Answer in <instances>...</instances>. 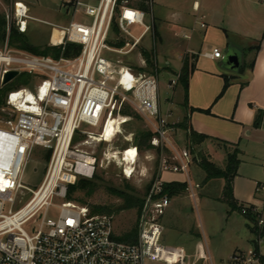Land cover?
Listing matches in <instances>:
<instances>
[{
    "label": "built area",
    "instance_id": "obj_1",
    "mask_svg": "<svg viewBox=\"0 0 264 264\" xmlns=\"http://www.w3.org/2000/svg\"><path fill=\"white\" fill-rule=\"evenodd\" d=\"M64 4L72 9L73 15L81 14L84 20L71 21L67 26L39 21L29 15V9L21 2L13 3L11 19L16 20L21 34L26 33L30 21L50 26L49 45L61 48L62 52L67 44L78 46L77 54L58 59L31 56L13 51L7 44L0 50V91L6 86L3 78L8 72H18L16 78L26 74L38 79L32 91L22 87L9 93L0 104V264L164 261L167 252L160 244L161 219L170 206V198L164 193L162 175L183 176L186 192L193 200L199 185H192L190 179L191 154L177 149L169 140L174 128L169 114L159 106L156 58H151L153 68L148 69L143 49L138 51L143 39L153 34V24L147 22L144 11L128 0H65ZM136 28L139 31L135 34L132 30ZM55 31L58 37L53 42ZM121 42V46H116ZM136 50L137 71L121 61V57ZM209 56L223 59L218 49H213ZM178 80L179 74L167 88L172 90ZM125 108L144 121L153 135L150 144L160 154L154 184L138 212L135 243L117 240L110 216H90L86 208L69 202L53 203L55 199H65L68 187L78 179L92 178L94 174L97 159L73 145L75 136L81 132L88 137L83 146L90 141L106 142L103 132L107 121L113 118L120 123L119 128L115 125L110 138L113 139L128 118L122 115ZM82 124L100 132L94 135L81 131ZM35 148L50 152V158L40 186L32 190L21 179ZM130 149L135 151V161L136 147L131 146L122 154ZM119 156L121 153L110 154L108 150L102 153V160L110 162ZM259 189L264 187L257 184ZM49 208L58 210L56 219L44 218ZM42 211L44 215L37 229L28 234L23 226L32 220L35 223ZM240 213L255 215L259 232L264 229V202L258 207L244 206ZM261 240L258 238V246ZM259 256L255 251L236 252L230 261L231 264H259Z\"/></svg>",
    "mask_w": 264,
    "mask_h": 264
},
{
    "label": "rangeland",
    "instance_id": "obj_2",
    "mask_svg": "<svg viewBox=\"0 0 264 264\" xmlns=\"http://www.w3.org/2000/svg\"><path fill=\"white\" fill-rule=\"evenodd\" d=\"M14 1L23 2L28 7L29 15L31 17L54 25L67 26L71 21L82 22L84 20V17L81 14L73 15L72 9L66 12V7L62 4L65 0H0V18L4 19L6 28V39L4 43H0V50H2L7 44L8 48L13 51L21 52L26 55L37 56L29 51L20 50L15 46L12 47L8 44L10 31L12 29L17 30L16 20L14 18L11 19ZM194 1L200 5V10H193ZM235 1L237 0H146L149 11V13H147L148 11L145 12L147 14L146 20L148 23L151 22L153 24V34H151V36L147 35L143 39L141 43L142 46L138 48V51L143 49L152 54V57L156 58L158 68L161 69L164 66L163 60H165L163 54L161 53L166 50L165 46L170 47L173 42L169 45L168 40H166V37L163 35L162 45L157 46V55L155 54L154 47L158 43V35L154 29V19L162 28L166 25V23L161 21L166 19L167 16L168 19L171 18V15H183L188 18H193L194 25H189V28H187L184 32L171 30V33H174L178 38L179 44L183 45L188 41V39L184 38L183 35L190 37L192 33L191 29H193L195 39L198 38L197 36H200V33L202 34L205 31L200 28V20H196L195 17H200L203 12L215 15L218 8H220L219 11H221L222 14L230 15L229 11L231 4ZM253 1L258 5L262 3L264 5V0ZM129 3L137 8L136 5L139 4V0H129ZM168 21L170 23L172 22L171 19ZM205 21L209 22L207 19ZM225 23H228V21H225ZM8 25L9 31L7 30ZM132 31L136 34L139 30L136 28ZM159 31L162 34V29H159ZM51 32L52 28L50 26L30 21L28 22L26 33H24L22 37H19V39L22 42H26L29 47H51L49 45ZM231 38L235 39L234 37ZM240 45L241 46L239 47H242L241 43ZM243 54H246V50L241 51V57L244 56ZM165 55L169 54L166 53ZM138 60L139 54L137 50L131 55L121 57L123 64L130 66L135 71L139 70V67H137L139 65ZM170 69L173 70L171 66ZM158 73L159 85L162 89V93H169V91H166L164 88V85L169 76H171V73L162 71V69L160 72L158 71ZM30 77L31 79L29 80L27 86L15 85L19 77L16 78L10 83L9 87L0 91V100L4 101L9 93L22 87L32 91L37 85L38 79L32 76ZM177 92L180 94L177 96L176 93L175 101L177 100L176 108L179 111L180 105L178 103L180 101L179 97H181L180 87H178ZM125 120L126 121L121 124L119 132L111 140L110 137L112 135V128H109L106 136L104 137L106 142L98 143L90 141L89 145L83 146L82 142L88 140V137L83 135L81 132L76 135V141L73 142V145L76 148L88 153L89 155L95 156L97 161L92 178H80L76 181V190L72 195L73 201L70 203L78 208H86L90 216L101 215L97 214V212L102 209L110 212L109 215H103H107L112 218L114 232L117 237L130 232L135 227L137 228L138 210L136 208L126 209L124 207L122 197L128 195L142 202L145 195L154 184L160 160L159 150L153 148L150 143L149 148L143 145L140 147L137 144L138 136L142 132L149 131L144 121L138 117H128ZM80 129L81 131L91 132L94 135L100 132L99 129L91 128L85 124H82ZM169 140L177 149L188 150L191 154L193 162L191 164L192 167L189 169V175L192 185H201L204 183V174L201 170H199L200 168L196 161L200 160L201 157L207 158L204 150H202L199 146L189 147V144L183 137V134L178 131L174 132V134L169 137ZM214 142L224 145L223 142L217 140H214ZM131 146L137 148V158L132 164L129 174L125 171V165L121 166L117 159L110 162H105L104 159L102 160V153L104 151L109 150L110 154L117 152L122 154L123 151ZM132 151L135 158V151L133 149ZM167 153L168 151L166 152V155ZM120 157L121 156H119V158ZM239 159L241 162L239 163L237 173L242 177L236 181V184H238L240 192L245 195L252 192L253 185L250 183V179L262 182L264 187V151H256L252 149L247 152V156L239 157ZM48 160V152L41 150L40 148H35L31 159L25 166L21 179L22 184L32 190H36L43 180ZM226 162L227 160L224 162L225 166ZM217 164L222 165L221 163ZM162 177L165 180L167 179L164 178V175ZM179 179H182L183 182H185L182 177ZM221 184L222 181L214 183L211 182L202 189H196L194 191L196 201L190 198L186 192L185 194L188 195V197L183 199V205L178 208L177 213L174 214L172 220H170L169 215L163 216L161 220L163 226L165 221H169V224L162 232L160 244H162L168 252L169 248L172 249V253H175L176 257L174 258L171 254L168 255L164 261H146L145 264H217L215 260L216 257H214L212 253L208 254L206 250L207 248L216 249V253L219 257H221L222 264H228L227 258L229 256V252L234 247H238V249L244 251L246 254L247 252L253 251L254 246L251 242L254 239L253 236L249 234L246 228L240 230V227L238 228L239 225L241 226V224H243L242 217L234 215L232 217L234 220L231 221V219H228L227 213L225 212L226 206H224L221 202L214 200L220 198L221 196L223 190ZM257 194L259 197L257 200L260 201L261 205L264 201V191H260V193ZM62 202H66L65 199H55L53 201L55 205H60ZM43 215L44 213L42 211L35 218V223L34 220L30 221L27 225L23 226V229L28 234L33 233L37 229V225L42 220ZM57 215V209L49 208L47 209L44 218L54 220L57 218ZM187 228L191 229V235L187 234ZM202 232L204 233V237ZM211 233L214 234V237L212 238L213 240L211 239ZM198 237L200 240L197 239ZM196 244H200V246H196ZM259 253L264 255V237L259 244Z\"/></svg>",
    "mask_w": 264,
    "mask_h": 264
},
{
    "label": "crops",
    "instance_id": "obj_3",
    "mask_svg": "<svg viewBox=\"0 0 264 264\" xmlns=\"http://www.w3.org/2000/svg\"><path fill=\"white\" fill-rule=\"evenodd\" d=\"M62 4L66 7V12H68L70 8L67 7L64 2H62ZM200 9V5L194 1L193 10ZM219 10L220 8L217 9L215 15H211L208 12L207 14L201 12L202 14L200 17H195L196 20H200V28L205 31L202 34L200 33V36H197L198 38L195 39L193 29H191V36L187 38V43L183 45L179 44L178 38L174 33H171V30L184 32L189 28V25H194L193 18H188L183 15H171V18L168 19L167 16L166 19L161 21L166 23L162 28L159 26L160 24L156 23L154 17L153 19L154 29L158 35V43L154 47L155 54L157 55V46L162 45L163 35L166 37V40H168L169 45L173 42L170 47L165 46L166 50L161 53L165 59L163 60L164 66L161 69L162 71L171 73V76H169L164 85V88L166 91H169V93L163 94L159 85V106L164 113L169 114V121L173 124L174 132H181L186 139L185 132L177 128V125L180 124L187 115L183 107V89L179 83H177L172 90H169L167 85L174 79L173 76L179 74L184 57L191 55L195 56L196 66L189 80L187 103L189 107L208 111L209 114L199 112L191 113L188 116L190 127L194 132L209 137L208 140L197 146L204 150L207 156L206 159L210 163L224 170V162L227 160V155L231 153L233 149H236L238 152L237 159L239 163L241 162L239 157L247 156V152L252 149L264 151V5L263 3L258 5L253 0H237L231 4L229 11L230 15H224ZM35 19L42 21L37 18ZM167 19H171L172 22L170 23ZM206 19L209 20V22H206ZM225 21H228V23H225ZM201 24L204 25L203 28ZM159 29H162L164 33L162 32L161 34ZM184 36L186 35H183V37ZM240 43L242 47H239L241 46ZM213 49L220 50L223 59L228 52H237L241 60L240 68L236 71H231L225 66L223 59H215L209 56ZM242 50H246V54H243V57H241ZM164 53H168L169 55H165ZM205 54H208V56H205ZM170 66L173 70L170 69ZM161 69H159V72ZM225 80L228 81V85L223 91ZM178 87L181 88V97H179L180 101L178 103L180 105V112L176 108L177 100L175 101L176 93L177 96L180 94L177 92ZM258 112H261L262 120L260 125L255 127L254 121ZM214 140L223 142L226 145L214 142ZM217 163H221L222 165H218ZM202 173L204 174L205 181L199 185V189L204 188L211 182L222 181L221 185L223 190L221 196L214 200L226 206L225 212L227 213L228 219H231V221L234 220V218H232L234 215L242 217L243 224L238 226V228L240 227L239 230L246 228L249 234L253 236L250 230L252 225L248 219L242 216L239 211L233 210L225 199V181L222 178L207 180L205 173L203 171ZM180 177L184 179V177L180 175L164 174V178L167 179L163 180L165 183H185L182 179H179ZM240 177L242 176L238 175L236 172V176L232 180L231 195L233 203L238 208L243 205L260 206V201L257 200L259 199L257 193L264 191V189L257 190V184L263 186V183L250 179L253 189L250 194L245 195L240 192L238 184H236V181ZM185 193L170 198V206L164 216L169 215L170 220H172L178 208L183 205V199L188 197ZM194 201H196V198ZM168 222L165 221L164 226L161 223L162 232L166 229V226L169 224ZM186 231L188 235H191V229L187 228ZM202 234L204 237L203 232ZM213 237L214 234L211 235V239ZM197 239H199V237ZM196 246H200V244H196ZM164 249L167 252L165 258L171 254L174 258L176 257L175 253H172V249L169 248V252L165 247ZM206 250L208 254L212 253V255L216 257L215 260L217 264H222L221 257L216 253V249L207 248ZM253 251L247 252V254ZM236 252L246 254L244 251L238 249V247H234L229 252L227 258L228 264H231L230 258ZM262 256L264 257V255Z\"/></svg>",
    "mask_w": 264,
    "mask_h": 264
},
{
    "label": "trees",
    "instance_id": "obj_4",
    "mask_svg": "<svg viewBox=\"0 0 264 264\" xmlns=\"http://www.w3.org/2000/svg\"><path fill=\"white\" fill-rule=\"evenodd\" d=\"M129 1V0H128ZM138 9L147 12L148 11V5L146 4V0H139V4L136 5ZM149 13V11L147 12ZM23 34L19 33L17 30H11L10 31V37H9V42L8 44L10 46H15L17 49L20 50H26L29 51L30 53L37 55V56H44V57H51L53 59H58L60 56L69 58L74 56L75 54H77L80 50V48L78 46H74V45H70L67 44L62 52L61 48H55V47H29L26 42H22L20 41L19 37H22ZM6 39V28H5V22L3 18H0V43H4ZM121 44L118 43L116 44V46H121ZM142 51V55L144 56L146 63H147V67L148 69H152L153 65H152V54L146 52L145 50H141ZM196 64V57L195 56H185L183 61H182V67L181 70L179 72V80L178 83L179 85L182 87L183 92H184V101H183V107L186 110V117L185 119L177 125L178 129H181L182 131L185 132L186 135V140L189 144V147L192 146H197L201 143H203L204 141L208 140L209 137L202 135V134H198L196 132H194L192 130V128L190 127V123H189V118L188 116L191 113L194 112H199V113H204V114H209L208 111H204V110H199V109H193L191 107L188 106L187 103V96H188V85H189V80L190 77L192 75V73L195 70V65ZM31 79V77L29 75L23 74L19 76V79L17 80V82L15 83V85L17 86H27L29 83V80ZM10 84L6 85L3 90H5L7 87H9ZM228 85V81L225 80L224 83V88L223 91L226 89ZM1 100H0V104H1ZM122 115L126 116V117H133V118H140L137 114H133V112L129 109V108H125L122 111ZM262 120L261 117V112H258L255 121H254V126L258 127L260 125V122ZM152 134L147 131V132H142L138 138H137V144L141 147V145L149 148L150 145V140L152 138ZM76 141V136L74 138V142ZM226 145V144H224ZM49 153V158H50V152ZM237 150L234 149L231 153H229L227 155V162H226V166L224 170H221L219 168H217L216 166H214L212 163H210L206 158L201 157L200 160H196L197 161V165L199 166V168L205 173L206 175V179H218V178H222L225 181V188H224V195H225V199L227 200L228 204L231 206V208L233 210H237L241 211V208L244 207H237L232 200V180L233 178L236 176V172H237V167L239 164V161L237 159ZM186 188L187 185L186 183H180V182H171V183H165L164 184V193L169 197H176L179 195H182L186 192ZM76 190L75 184L71 185L68 187V191L67 194L65 196V201L66 202H72L73 198L72 195L74 193V191ZM123 203H124V207L126 209L128 208H136L139 212L140 208H141V204L142 202L139 201L138 199L132 197V196H128L125 195L122 197ZM247 206H251V205H247ZM97 214H107L109 215L110 212L108 211H104V209L100 210L97 212ZM241 214V213H240ZM244 217H246L248 219V221L251 223L252 227H251V233L254 236V239L252 241L253 246H254V251L256 253H259V246L257 243L258 238H263L264 237V229L259 232L258 228L256 227V223H257V218L255 215L248 213L247 215H245ZM118 241L124 242V243H135L137 240V228L135 227L134 229H132L130 232L123 234L120 237H117ZM259 262L261 264H264V257L262 255L259 256Z\"/></svg>",
    "mask_w": 264,
    "mask_h": 264
},
{
    "label": "bare ground",
    "instance_id": "obj_5",
    "mask_svg": "<svg viewBox=\"0 0 264 264\" xmlns=\"http://www.w3.org/2000/svg\"><path fill=\"white\" fill-rule=\"evenodd\" d=\"M57 37H58V32L55 31L54 34H53V42H56L57 40ZM28 99L29 100H32L30 96H28ZM119 122H117L115 119L111 118L110 120L107 121V124H106V127L104 129V132H103V137L106 136L109 128H112V135L111 137L113 136L114 134V130L116 129L115 125H118V128H119ZM110 137V138H111ZM96 140V139H95ZM102 140V139H99V141ZM111 140V139H110ZM109 140V141H110ZM97 141V140H96ZM117 161H119V163L122 165H125V171L126 173H130V170H131V166L132 164L134 163V156H133V151L132 149H130L129 151H127L126 153H123L121 154V158H116ZM133 172V171H132ZM133 174V173H132ZM127 175V174H126Z\"/></svg>",
    "mask_w": 264,
    "mask_h": 264
},
{
    "label": "water",
    "instance_id": "obj_6",
    "mask_svg": "<svg viewBox=\"0 0 264 264\" xmlns=\"http://www.w3.org/2000/svg\"><path fill=\"white\" fill-rule=\"evenodd\" d=\"M225 66L231 70L236 71L240 68L241 60L237 52H228L224 57ZM18 72H8L3 78V85H7L18 76Z\"/></svg>",
    "mask_w": 264,
    "mask_h": 264
},
{
    "label": "snow or ice",
    "instance_id": "obj_7",
    "mask_svg": "<svg viewBox=\"0 0 264 264\" xmlns=\"http://www.w3.org/2000/svg\"><path fill=\"white\" fill-rule=\"evenodd\" d=\"M128 15H129V16H131L132 14H131V13H129Z\"/></svg>",
    "mask_w": 264,
    "mask_h": 264
}]
</instances>
